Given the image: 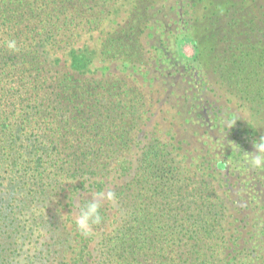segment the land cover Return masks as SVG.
Returning a JSON list of instances; mask_svg holds the SVG:
<instances>
[{
    "label": "trees",
    "instance_id": "1",
    "mask_svg": "<svg viewBox=\"0 0 264 264\" xmlns=\"http://www.w3.org/2000/svg\"><path fill=\"white\" fill-rule=\"evenodd\" d=\"M110 1L0 0V264H19L13 238L28 208L78 190V205L95 191L115 192L117 205L104 203L94 231L110 230L90 249L94 237L80 241L59 216L47 230L54 241L27 262L250 264V258L264 264V258L247 255L245 245L214 241L225 231V205L205 181L187 175L170 144L147 134L137 166L128 165L135 135L150 113L139 87L120 76L91 74L95 50L88 46L66 49L64 67H57L59 58H46L77 37L76 24L95 28L100 13L93 10ZM151 1L132 0L123 25L99 44L101 54L124 64L140 62L138 37ZM191 1L202 11L191 26L199 63L247 104L260 131L252 123L249 129L264 136V0ZM7 40H15L18 50L10 51ZM225 166L217 161L215 167L225 172ZM263 245L248 248L257 254Z\"/></svg>",
    "mask_w": 264,
    "mask_h": 264
},
{
    "label": "rangeland",
    "instance_id": "2",
    "mask_svg": "<svg viewBox=\"0 0 264 264\" xmlns=\"http://www.w3.org/2000/svg\"><path fill=\"white\" fill-rule=\"evenodd\" d=\"M191 2L152 0L146 4L150 8L146 10L147 25L138 37L141 60L137 64L109 60L108 54L100 53L102 48L99 46L108 32L123 25L132 0H111L107 6L94 9L93 12L100 13L97 26L81 28L76 24L74 33L77 37L65 50L60 49L56 55L49 54L46 58L50 61L59 58L61 62L57 67H64L66 49L88 46L95 50L88 65L91 74L104 79L120 76L139 87L150 104V113L146 114L140 132L135 135L128 165L132 169L137 166L147 134L153 133L170 144L171 156L181 168L188 170L187 175L195 181H205L225 205V231L214 241H235L240 246L245 245L247 255H258L260 261L264 258V250L255 254L256 251L252 253L248 247L259 241L264 244V168L250 167L246 155L255 153L253 144L260 140V130L252 121L247 104L235 97L214 72L205 71L199 63L191 26L194 16L202 11L201 5L193 7ZM249 123L257 127L258 134L251 132ZM217 161L225 162V172L216 169ZM111 178L107 177L103 182L108 185ZM2 189L0 185L3 195ZM80 191L70 194L67 191L59 196L55 193L26 210L20 222L23 228L19 235L16 233L18 237L13 238L22 257L19 264H31L27 262L31 255L37 250L43 251V244L54 241L47 230L49 223L59 221L60 217L67 218L68 229L72 230V235L78 233L80 241L90 239L82 237L74 225L73 210L79 201L78 197L74 198ZM110 212L116 213V209ZM107 230L110 228L92 236L90 249ZM68 241L73 240L70 237ZM26 255L28 258L24 260ZM247 262L252 264L250 258Z\"/></svg>",
    "mask_w": 264,
    "mask_h": 264
},
{
    "label": "clouds",
    "instance_id": "3",
    "mask_svg": "<svg viewBox=\"0 0 264 264\" xmlns=\"http://www.w3.org/2000/svg\"><path fill=\"white\" fill-rule=\"evenodd\" d=\"M10 51H17V42L15 40H7L4 42ZM254 154H246L248 164L252 168H264V137L258 142H254ZM78 194L75 196L76 200ZM80 204L73 210L74 225L79 234L84 238L92 237L95 234V227L103 221L101 216V208L107 202L115 207L118 203L117 197L112 190L95 191L91 199L80 198Z\"/></svg>",
    "mask_w": 264,
    "mask_h": 264
}]
</instances>
